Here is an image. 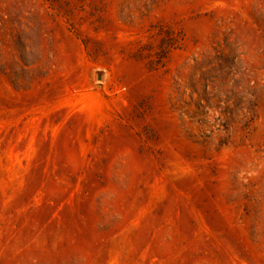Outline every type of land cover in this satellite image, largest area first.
<instances>
[{
	"label": "rangeland",
	"instance_id": "rangeland-1",
	"mask_svg": "<svg viewBox=\"0 0 264 264\" xmlns=\"http://www.w3.org/2000/svg\"><path fill=\"white\" fill-rule=\"evenodd\" d=\"M0 264H264V0H0Z\"/></svg>",
	"mask_w": 264,
	"mask_h": 264
}]
</instances>
